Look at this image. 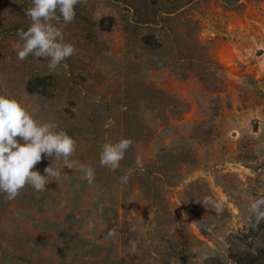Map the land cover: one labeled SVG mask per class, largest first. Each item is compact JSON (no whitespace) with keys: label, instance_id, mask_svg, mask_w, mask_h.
<instances>
[{"label":"rangeland","instance_id":"1","mask_svg":"<svg viewBox=\"0 0 264 264\" xmlns=\"http://www.w3.org/2000/svg\"><path fill=\"white\" fill-rule=\"evenodd\" d=\"M151 2L87 0L67 25L57 13L76 53L52 72L44 58H17L32 0H0V94L65 130L70 159L95 170L89 184L43 156L32 170L54 162L59 183L0 193V264H89L104 243L105 264H264V221L254 229L248 211L264 195V0H198L195 59L179 58L171 29L143 23ZM121 138L132 145L118 168L139 161L138 174L100 166L102 146ZM165 153L179 158L159 163ZM155 187L159 214L146 194Z\"/></svg>","mask_w":264,"mask_h":264},{"label":"clouds","instance_id":"2","mask_svg":"<svg viewBox=\"0 0 264 264\" xmlns=\"http://www.w3.org/2000/svg\"><path fill=\"white\" fill-rule=\"evenodd\" d=\"M87 0H32V7L27 9L31 24L27 31L18 30V36L23 41L17 44V58L21 61L30 55L47 60L49 71L58 70L62 61L76 53L75 46L65 42L62 27L53 21L58 20L57 13L65 25L75 18V7L85 4ZM132 141L121 138L115 143H105L100 155V166L115 170L120 166L125 153L131 147ZM77 148L76 140L65 130L59 129L54 122H44L36 119L35 114L14 96L0 94V193L6 194L8 200L15 199L20 192L31 186L37 192L46 190L48 177L59 183L62 172L53 167V163L44 169L45 175L32 170L41 162L43 156L63 159L64 167L82 171L89 184L95 180V170L92 166H84L77 160L70 159ZM138 166L139 161L137 162ZM127 175L120 180L128 182ZM52 180V181H53ZM219 210V206H217ZM249 215L254 218L251 225L254 229L264 221V195L254 198L249 205ZM117 230L110 229L106 238H115ZM251 242V241H250ZM136 241L131 248L135 252ZM257 243L251 249L256 255Z\"/></svg>","mask_w":264,"mask_h":264},{"label":"trees","instance_id":"3","mask_svg":"<svg viewBox=\"0 0 264 264\" xmlns=\"http://www.w3.org/2000/svg\"><path fill=\"white\" fill-rule=\"evenodd\" d=\"M220 2L222 6L228 9H239L242 5L241 0H215ZM260 1V0H256ZM155 8L151 12L144 13L143 23L146 24H161L162 27H166L172 30L174 33L173 43L178 49V56L180 59H195V57L190 53V50H198L200 49V43L198 42V34L200 31V21L196 18L192 12L196 11V5L198 4V0H152L151 2ZM148 9V8H147ZM180 52V54H179ZM182 52V54H181ZM181 76L185 77V72H178ZM30 86V90H31ZM197 138V137H196ZM178 159L179 157L174 155V153H165L161 155L158 159V162H165L167 159L173 160ZM185 158V157H182ZM129 167L126 171L119 170V168L115 169L117 173H136L138 174L139 169L141 168L137 164H127ZM167 168V167H166ZM147 175H154L158 172V169L155 167H151L145 169ZM162 169H159L161 171ZM167 172L171 173L170 169H164ZM163 171V170H162ZM161 174L164 179L167 177L165 174ZM167 181V180H166ZM168 184V183H166ZM158 188L152 189L149 193L146 190V194L152 199L153 207H155L156 214L160 212V199L158 194ZM106 249H110L107 244H101L97 247V251L94 255H91L89 259V264H105L103 261V257L105 256L104 252ZM232 256L238 257L236 260L241 262L242 259L234 254ZM110 263L111 260L115 261L116 258L113 256L112 258H107ZM120 261L122 259H119ZM244 264H252L244 263Z\"/></svg>","mask_w":264,"mask_h":264}]
</instances>
